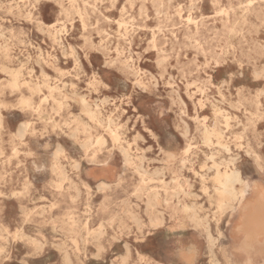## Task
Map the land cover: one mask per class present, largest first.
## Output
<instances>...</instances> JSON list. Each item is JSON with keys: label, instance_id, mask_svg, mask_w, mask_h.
<instances>
[{"label": "rangeland", "instance_id": "obj_1", "mask_svg": "<svg viewBox=\"0 0 264 264\" xmlns=\"http://www.w3.org/2000/svg\"><path fill=\"white\" fill-rule=\"evenodd\" d=\"M234 168L264 194V0H0V264H264Z\"/></svg>", "mask_w": 264, "mask_h": 264}, {"label": "bare ground", "instance_id": "obj_2", "mask_svg": "<svg viewBox=\"0 0 264 264\" xmlns=\"http://www.w3.org/2000/svg\"><path fill=\"white\" fill-rule=\"evenodd\" d=\"M34 3H36V2H34ZM178 3V2H177ZM26 5V4H25ZM28 6V5H27ZM111 6H112V4H111ZM14 7V6H13ZM113 7V6H112ZM114 8V7H113ZM13 9V8H12ZM23 10H25V9H23ZM165 12V11H164ZM220 13H223V12H220ZM219 13V14H220ZM27 14H28V12H27ZM228 15V14H227ZM27 17H28V15H27ZM124 18V17H123ZM28 19V18H27ZM108 19V18H107ZM28 21V20H27ZM131 21V20H130ZM195 22V21H194ZM55 24V23H54ZM45 25V24H44ZM236 25V24H235ZM51 26V25H50ZM83 27V26H82ZM237 27V26H236ZM37 30H39V29H37ZM55 31V30H54ZM233 31V30H232ZM117 32V31H116ZM54 33V32H53ZM58 34V33H57ZM130 34H131V32H130ZM60 35H62V34H60ZM241 36V35H240ZM129 43V42H128ZM22 44V43H21ZM63 46V45H62ZM74 49V48H73ZM216 49V48H215ZM96 50V49H95ZM64 55V54H63ZM51 62V61H50ZM51 64V63H50ZM52 65V64H51ZM91 65V64H90ZM82 66V65H81ZM27 72V71H26ZM28 74V73H27ZM76 75V74H75ZM259 77V76H258ZM17 78V77H16ZM16 78L14 79V82H16ZM50 78V77H49ZM64 83V82H63ZM66 84V83H65ZM191 85V84H190ZM22 86V85H21ZM171 87V86H170ZM49 89V88H48ZM61 89H63V88H61ZM203 89H205V88H203ZM53 91V90H52ZM204 91V90H203ZM263 92V91H262ZM62 93V92H61ZM69 94V93H68ZM33 95V94H32ZM191 97V96H190ZM105 99V98H104ZM99 100V99H98ZM207 100V99H206ZM205 100V101H206ZM157 104H158V102H156ZM97 106H98V104H97ZM205 106V105H204ZM161 109V108H160ZM125 112V111H124ZM229 119V118H228ZM43 120V119H42ZM48 122V121H47ZM203 122H204V119H203ZM202 122V123H203ZM29 125V124H28ZM200 125H201V123H200ZM226 125V124H225ZM26 126V125H25ZM188 126V125H187ZM242 126V125H241ZM204 127V126H203ZM26 128V127H25ZM77 131V130H76ZM205 131V130H204ZM211 133H215L216 134V136H217V139H218V141L217 142H219V141H221V138H222V134H221V132H219L216 128H214L213 129V131L212 132H210V131H206V134H207V136H209ZM137 134V133H136ZM135 136V135H134ZM140 136V135H139ZM206 136V137H207ZM214 137V136H213ZM99 138V137H98ZM209 138V137H208ZM137 139V138H136ZM145 139V138H144ZM89 140V139H88ZM209 140V139H208ZM241 140V139H240ZM137 140H135V142H136ZM242 141V140H241ZM210 142V141H209ZM216 142V143H217ZM90 143V142H89ZM215 143V144H216ZM137 145V144H136ZM190 145L188 146V149L187 150H189L190 149ZM227 150H229V148L227 147ZM162 158V157H161ZM230 158H232V157H230ZM231 160H233V158L231 159ZM164 161V160H163ZM230 162V160H224V161H222V162H220V163H218V162H216V161H214V166L216 167V168H219V165L220 164H222V163H224V164H227V163H229ZM233 162V161H232ZM236 162V161H235ZM218 165V166H217ZM237 167H239V166H237ZM65 170H67V169H65ZM99 172V171H98ZM225 173L222 175V177L223 178H221L220 180L218 179L217 181H220V182H217V184H218V187H217V190L219 191V193H220V195L222 194V196H221V199H220V204H221V206L222 207H224L225 209H229L230 210V212L231 213H233L239 206H241V204L242 203H244V201L246 200V198L248 197V195L250 194V191L252 190V192L254 191V188L255 187H257L259 184H254V186H252V184H251V182L248 180V179H245L242 175H241V173H240V171H239V169H237V168H234V169H232L231 171L230 170H227L226 169V171H224ZM159 173V172H158ZM157 173V174H158ZM155 174V173H154ZM160 174V173H159ZM160 176V175H159ZM188 179V178H187ZM116 184V183H115ZM98 185V184H97ZM190 185V184H189ZM260 187V186H259ZM149 188V187H148ZM100 189V188H99ZM143 189H144V187H143ZM154 190V189H153ZM145 191V190H144ZM154 192V191H153ZM205 192V191H204ZM151 193V192H150ZM193 193V192H192ZM195 193V192H194ZM149 195V194H148ZM135 196V195H134ZM223 196H224V198H223ZM228 197V198H226L225 199V197ZM149 197V196H148ZM198 197V196H197ZM141 198V197H140ZM142 199V198H141ZM140 199V200H141ZM261 199V198H260ZM128 201V200H127ZM130 202V201H129ZM152 202V201H151ZM249 201H246L245 202V205H244V207L245 208H247V210H249L248 209V207H250L249 206V203H248ZM254 202V201H253ZM146 203L148 204V202H147V200H146ZM145 203V204H146ZM153 203V202H152ZM137 204V203H136ZM147 204L145 205V206H147ZM200 204V203H199ZM254 204V203H253ZM260 204V203H259ZM127 204H125V206H126ZM135 205V204H134ZM150 205V204H149ZM129 206H130V204H129ZM211 206V205H210ZM262 206H263V203H262ZM262 206H260L261 208H262ZM126 208V207H125ZM251 208V207H250ZM129 209V208H128ZM131 209V208H130ZM145 209V208H144ZM127 210V209H126ZM222 210V209H221ZM158 211V210H157ZM252 212V211H251ZM130 213V212H129ZM128 213V214H129ZM244 213V212H243ZM244 214H246V213H244ZM248 214V213H247ZM206 215H208V214H206ZM249 215V214H248ZM131 216V215H130ZM129 216V217H130ZM137 216H138V214H137ZM133 217V216H132ZM135 218V217H134ZM154 218V217H153ZM156 218V217H155ZM207 218V217H206ZM131 219V218H130ZM137 219V218H136ZM150 219H151V216H150ZM200 219V218H199ZM132 220V219H131ZM135 220V219H134ZM210 220V219H209ZM258 220H259V218H258ZM260 221V220H259ZM200 222H202V221H200ZM135 223V222H134ZM136 223H137V221H136ZM126 224V223H125ZM127 225V224H126ZM250 225V224H249ZM264 225V224H263ZM264 228V227H263ZM119 229V228H118ZM127 230H129L128 228H127ZM102 231V230H101ZM263 231H264V229H263ZM210 234V233H209ZM211 235V234H210ZM212 236V235H211ZM139 241V240H138ZM126 243V242H125ZM246 245H248L249 246V244H246ZM264 245V244H263ZM128 248V247H127ZM99 251V250H98ZM126 251V250H125ZM214 252V251H213ZM127 254V253H126ZM99 255V254H98ZM210 256V255H209ZM97 257V256H96ZM142 258V257H141ZM127 259V258H126ZM142 260V259H141ZM211 260V259H210ZM209 261V260H208ZM123 262V261H122ZM213 262V261H212ZM210 263H211V261H210ZM214 263V262H213ZM216 263V262H215ZM125 264V263H124Z\"/></svg>", "mask_w": 264, "mask_h": 264}, {"label": "crops", "instance_id": "obj_3", "mask_svg": "<svg viewBox=\"0 0 264 264\" xmlns=\"http://www.w3.org/2000/svg\"><path fill=\"white\" fill-rule=\"evenodd\" d=\"M263 198H264L263 191L261 190V187H259L258 185L257 187L254 188V191L252 192L250 199L247 200L249 201L248 203L251 208L248 207L249 210H247V208L244 207L245 203L241 204L242 209L240 213V218L243 217L245 220L243 231L245 234L246 244L251 245L252 242H255L257 239H263L262 244H264V231H263L264 229L263 228L264 227L263 225L264 224V201H263ZM262 203H263V206H262ZM260 206H262V208ZM243 212L246 214H244ZM258 218L260 221L258 220Z\"/></svg>", "mask_w": 264, "mask_h": 264}]
</instances>
